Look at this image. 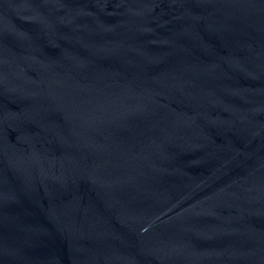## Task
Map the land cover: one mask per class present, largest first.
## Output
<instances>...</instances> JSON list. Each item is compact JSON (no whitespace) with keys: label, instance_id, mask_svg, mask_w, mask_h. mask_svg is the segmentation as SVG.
<instances>
[{"label":"water","instance_id":"water-1","mask_svg":"<svg viewBox=\"0 0 264 264\" xmlns=\"http://www.w3.org/2000/svg\"><path fill=\"white\" fill-rule=\"evenodd\" d=\"M0 264H264V0H0Z\"/></svg>","mask_w":264,"mask_h":264}]
</instances>
